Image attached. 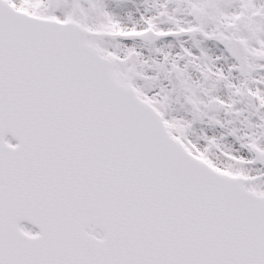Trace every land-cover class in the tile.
<instances>
[{
  "label": "snow or ice",
  "instance_id": "obj_1",
  "mask_svg": "<svg viewBox=\"0 0 264 264\" xmlns=\"http://www.w3.org/2000/svg\"><path fill=\"white\" fill-rule=\"evenodd\" d=\"M0 264H264V0H0Z\"/></svg>",
  "mask_w": 264,
  "mask_h": 264
}]
</instances>
